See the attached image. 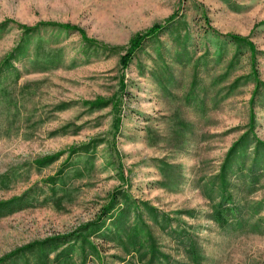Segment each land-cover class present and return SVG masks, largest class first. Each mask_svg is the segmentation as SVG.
I'll return each instance as SVG.
<instances>
[{
	"label": "rangeland",
	"instance_id": "374dc122",
	"mask_svg": "<svg viewBox=\"0 0 264 264\" xmlns=\"http://www.w3.org/2000/svg\"><path fill=\"white\" fill-rule=\"evenodd\" d=\"M170 16L122 68L129 39ZM6 20L0 201L29 192V204L0 216V257L75 233L112 193L118 203L109 216L128 204L130 211L120 233L106 218L86 241L71 235L1 264H193L191 242L198 264H264V148L256 154L253 146L264 142V84L256 80L264 82V0H0ZM41 21L81 32L45 26L25 34L15 23ZM227 33L248 37L255 53ZM82 34L113 49L88 45ZM245 133L252 143L227 174L245 223L223 228L212 219L217 174Z\"/></svg>",
	"mask_w": 264,
	"mask_h": 264
},
{
	"label": "trees",
	"instance_id": "16d2710c",
	"mask_svg": "<svg viewBox=\"0 0 264 264\" xmlns=\"http://www.w3.org/2000/svg\"><path fill=\"white\" fill-rule=\"evenodd\" d=\"M173 20H174V17L170 16L164 22L154 23L152 26H150L145 31L134 34L129 39L128 47L125 53L120 58L121 67L126 68L128 64L130 63L132 57L134 56L135 52L142 46L143 42L146 39L156 35L158 32L163 30L170 23H172ZM10 22L12 23V20H6L0 23V28H3L7 23H10ZM15 23L25 34L31 33L45 26L58 27L64 30H78L79 32H81V30L77 28L76 26H73L70 24H60L57 22L41 21L33 26L20 24L17 22ZM224 35L230 38L231 40H233L234 42L243 43V44L248 45V47L251 49L252 52L256 51L253 42H251L248 37L241 36L238 34H232V33H227ZM82 39L88 45H97L105 50L113 49V48L107 47L104 44L101 45L100 43L87 38L84 34H82ZM21 49L23 50L22 45L18 47L16 46L15 49H13L10 53H8L7 57H5L3 61L7 64L8 63L10 64L13 60L17 59L18 55L21 54L22 52ZM0 71H2L1 68H0ZM256 80L258 84H264V82L260 81L259 79H256ZM121 88L122 90H124L125 88V84L123 82H121ZM247 138H248V133H245L236 142L232 144L220 168V172L219 174H217V178L219 179V182H220L221 195H220L218 202L214 205L213 212H212L213 213L212 219L218 224V226L223 227V228L226 226L232 227L236 225H243L245 223L243 216L240 213L239 206L237 205V203H235L232 193L228 190L229 184H228L227 174L232 166V160H233L235 153L239 150H246L249 147L248 145L252 143V142H249ZM253 146L257 154L261 148H264V142L255 138V140H253ZM54 157L56 156L44 157L41 160L36 161V162L39 165H42V164L52 161ZM258 162L260 163V161L258 160V156H254L252 160V164L250 165L248 169L249 177L252 182H254L257 179V173L255 171L257 167H260ZM50 179L52 180L54 178H50ZM28 195H29V192L21 196H17V197L8 199V200L0 201V216L9 214L14 210L20 209L23 206L28 205L29 204L28 199H27ZM124 197L128 201V196L125 195ZM117 203L118 202H117L116 194L112 193L110 196L109 202L105 206H103L98 217L95 220L87 222L86 224L81 226L75 233H70L64 236L50 237V238L43 239L41 241H34L31 243H28L0 257V264L6 261L7 259H10L18 254H21V253L25 254L26 252L32 250L35 246H37L40 249H45L47 247H54L57 243L63 241L65 238L70 237L71 235L80 236L83 240L86 241L88 234L90 232H101L102 231V229L105 227L106 218L112 219L111 224L115 227V230H114L115 233H120L121 227L119 225L123 223L124 218L125 219L127 218L128 213L130 211L129 210L130 204H128V206L126 205V207L118 208L116 216H109L111 214V211L116 207ZM135 208H136L137 213H139L140 211L138 209L137 204L135 205ZM119 220L120 222H118ZM138 223L139 222L137 219V221L135 222V225L133 226V231L137 232ZM124 230H127V228L122 226V231ZM135 243L136 242H133V244ZM151 247L153 248L151 252L152 254L151 257L155 259L156 257L155 252L157 250H156V247H154L153 245H151ZM186 251L190 255L191 260L193 261V264H198V258H199L198 251H197L196 246L193 244V242L186 244Z\"/></svg>",
	"mask_w": 264,
	"mask_h": 264
}]
</instances>
